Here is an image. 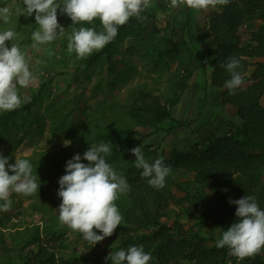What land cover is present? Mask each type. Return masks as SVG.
Segmentation results:
<instances>
[{"label": "trees", "instance_id": "trees-1", "mask_svg": "<svg viewBox=\"0 0 264 264\" xmlns=\"http://www.w3.org/2000/svg\"><path fill=\"white\" fill-rule=\"evenodd\" d=\"M170 1L160 0L159 8L165 11L171 8ZM57 3L63 7L62 0ZM5 6L10 8L11 15L7 23L0 20V31L11 29L17 33L6 46L11 48L17 44L27 56L34 43L32 34L39 29L35 13L28 15L24 0L16 3L0 0V8ZM217 6L210 15V31L203 32L198 27L197 44L192 39L191 27L195 23L190 16L193 12L186 4L177 7L165 29L156 24L158 13L145 9L140 14L145 19L131 17L118 27V35L112 42L82 59L75 52L67 51L68 36L80 27L100 32L102 24L97 18L90 24L73 25L70 17L58 9V22H63L65 29L62 43L58 45L55 39L50 44L39 45L57 56L49 78L31 89L27 100L20 94V107L0 112V148L10 149L3 156L11 157V164H15L14 152L28 141L46 138L50 145L33 156L22 157L29 160L33 175L41 184L34 195H24V198L31 202L28 210L41 216L42 224L6 228L2 218L0 264H106L105 257L110 253L93 259L69 251L70 228L59 222L62 199L57 194L59 179L66 174V162L75 154L83 157L90 144L101 142L109 143L112 149L105 157L106 162L118 174L122 173L130 186L115 201L123 219L108 237L112 242L111 252L143 246L152 256L149 264L227 263L228 247L217 248L216 242L209 246L208 242L216 239L204 234L205 224L210 223L214 231L219 230L221 239L223 231L238 220L237 206L229 200L246 195L254 196L264 210V25L251 29L247 43L239 35L245 23L250 22L251 27L256 21L264 22V0H229L226 5ZM178 26L183 27L179 39ZM230 57L240 60L237 71L244 76V84L234 95H229V90L223 87L231 76L221 65ZM197 63L205 75L210 72L208 81L220 96L222 106L232 108L239 122L227 121L228 134H210L184 151L173 149L169 159L163 157L165 166H171L165 186L154 188L149 185V178L141 176L143 170L135 167L136 157L130 151L142 145L146 161L155 162L152 159L157 153L143 145L147 137L141 136L137 128L150 129L153 136L162 131L169 135L192 125L174 118L172 109L189 90ZM173 64L177 67L165 80L169 83L168 96H165L159 85ZM252 65L256 69L250 73ZM144 71L155 89L150 90L147 84H135ZM58 76L66 79L68 87L61 95H53ZM72 87L75 92L81 88L82 94L71 99ZM88 89L95 103L90 105V100H85L82 105ZM122 91L128 93L125 104L111 99L113 94ZM166 122L172 125L163 129ZM65 140L71 141V145L66 147ZM82 162L89 163L83 159ZM180 171L192 174L193 179L176 180L175 174ZM9 174L13 173L9 171ZM175 191L184 196L179 197ZM12 197L16 199V193ZM172 203L180 206V213L169 211ZM172 215L176 216L173 225L165 223L164 219ZM181 215L194 221V229H185ZM94 231L103 234L97 229ZM263 252L264 249L243 260L237 257L233 260L235 264H264Z\"/></svg>", "mask_w": 264, "mask_h": 264}, {"label": "clouds", "instance_id": "clouds-1", "mask_svg": "<svg viewBox=\"0 0 264 264\" xmlns=\"http://www.w3.org/2000/svg\"><path fill=\"white\" fill-rule=\"evenodd\" d=\"M229 0H171L170 7L177 8L186 4L195 10H206L217 5H226ZM63 7L57 0H24L29 16L35 13V21L39 29L32 34L33 49L39 45L50 44L58 35L63 36L65 29L58 23L57 12L66 14L75 24H90L97 18L103 30L80 27L73 29L68 36L67 51L75 52L78 58L91 55L102 50L118 35V27L125 25L131 17L145 19L140 13L150 6V0H62ZM17 13H20L18 8ZM11 15L10 8H0V20L7 23ZM17 33L11 29L0 31V112L13 111L21 106V97L17 85L27 88L36 82V77L30 71L26 54L17 44L11 48L6 46ZM52 53L49 52V55ZM207 63V62H205ZM230 74L223 87L234 95L235 90L244 84V76L237 71L241 67L240 60L230 57L221 65ZM64 145L70 146L71 141L65 140ZM142 145L131 149L136 157L135 167L142 169L141 176L149 178L148 183L154 188H163L165 179L171 172V166H165L164 158L160 157L154 163L146 161ZM109 143L90 144L83 157L75 154L66 162L65 175L59 179L58 196L62 203L58 208L59 222L67 225L74 232L82 233L83 239L96 245L106 237H110L120 226L123 219L115 201L119 194L130 190L126 178L118 174L106 162V156L111 154ZM83 160L89 163L85 165ZM11 157L0 154V210L8 211L11 207L10 196L13 192L25 196L34 195L40 185L37 176L33 175L31 163L26 158H15V164L9 161ZM9 171L13 174H9ZM230 204L237 206V222L233 223L222 238L216 242L217 248L229 249V255L240 260L254 256L264 249V210H261L256 198L246 195L238 200L230 199ZM94 229L103 235H98ZM113 247V246H112ZM152 260L143 246H130L127 250L112 251L105 262L112 264H149Z\"/></svg>", "mask_w": 264, "mask_h": 264}, {"label": "rangeland", "instance_id": "rangeland-1", "mask_svg": "<svg viewBox=\"0 0 264 264\" xmlns=\"http://www.w3.org/2000/svg\"><path fill=\"white\" fill-rule=\"evenodd\" d=\"M20 0H14V3ZM160 0H150V6L147 8L149 12L158 13L156 24L159 28L165 29L167 23L172 20L173 14L175 10L178 8H168L166 11L159 8ZM171 4V1L170 3ZM181 10L184 7H180ZM218 9V6L215 8L209 7L206 10H195L191 9L193 14L190 16L194 20V25L191 27L192 31V39L197 44L199 39V30L198 27L201 28V31L209 32V21L211 19L210 15L212 11ZM177 11V10H176ZM141 14V13H140ZM181 22V20L179 21ZM62 27H64L63 22H58ZM250 22L245 23L239 30V35L241 36L242 42L247 43L250 39V31L251 29H257L261 25V21H256L252 23L250 27ZM181 26H178V39L182 33ZM58 35L56 40H58V45L62 43V39L65 35H59V29H57ZM177 39V40H178ZM128 46V43L125 44ZM50 51H44L41 46L37 49H33L30 47L27 53V60L29 63L30 71L36 77V82L34 84L29 85L27 88H21L17 85V89L19 94L22 95L23 99H26L30 95V90L38 88L40 83L49 78V75L53 69L54 59L57 57L53 52L49 55ZM177 65L173 64L171 71H168L163 78V81L159 85V89L162 94L168 96V86L169 83L165 81L170 77L172 71L176 69ZM256 67L253 65L250 67V73L253 72ZM194 76L190 81L189 90L185 93L182 98L180 104L172 109V113L174 118L182 123H190L191 126H184L183 128H179L174 130L171 134L167 135L165 132H160L159 134H155L151 136L150 129L137 128V131L141 133V136L147 137L145 138L143 145L150 146L157 153L156 158L154 157L152 160H156L160 157L170 158L173 149L177 148L181 151H184L190 145H195L203 141L204 138L210 136V134H215L217 136L228 134L230 132V126L227 124L228 120H233L234 122H239L236 117L235 111L230 107H224L221 104L220 96H218L217 91H213L211 83L208 81L210 78V72L205 73L201 69V64L197 63V65L193 68ZM147 84L150 90L155 89L156 86L151 78L147 77V72L144 71L141 79L135 81V84ZM249 84L244 85L247 87ZM66 79L63 76L56 77L53 84V95H61L64 91L67 90ZM72 93V94H71ZM70 93L71 99L77 95L82 94V89L78 88L75 92L72 87ZM159 93V90L156 92ZM91 90L88 89L85 93V96L82 100V105H84L85 100H90L89 104L92 105L95 103L93 99L90 98ZM128 96L127 91L117 92L111 96V99L121 100L123 104H125ZM264 105V99L262 100ZM172 123L166 122L163 125V129H168ZM150 135V136H149ZM50 147L46 138H42L40 140L28 141L26 144L22 145L18 150L14 152L15 158L29 157L33 156L36 152H39L45 147ZM62 145L59 146V148ZM10 152L9 148H0V154L4 155ZM175 179L178 181H187L193 179L192 174H187L185 172H178L175 174ZM15 193V192H13ZM13 193L10 196L11 207L8 211L0 210V220L4 218V222L6 224V228H11L13 225L24 226L25 225H41L42 218L39 215H33L31 210H28L31 202L24 198L23 194H19L16 199L12 197ZM175 193L179 197H183L184 195L178 191ZM54 196V195H53ZM13 199V200H12ZM3 201H0L2 204ZM170 212L180 213V206L172 203L168 207ZM176 218L175 215L170 216V218L164 219L165 223L169 225H173V221ZM180 220L183 224H185V229L189 230L191 228L194 229V221L191 218L185 217L181 215ZM67 227V225H65ZM3 229V228H2ZM204 234L209 237L213 235L216 241H209L208 245L213 246L215 242L220 239V231H214L212 225L210 223H206L204 226ZM9 234V232H7ZM103 235V234H102ZM112 242L108 237H106L103 241L97 243L96 245L86 241L83 239L82 233L74 232L69 229L68 241L67 244L69 246V251L72 253L77 252L78 254L82 253L88 257L93 259L104 257L107 253H111L109 245ZM264 255V252L262 253ZM235 256H228V261L226 264H235L233 258Z\"/></svg>", "mask_w": 264, "mask_h": 264}, {"label": "crops", "instance_id": "crops-1", "mask_svg": "<svg viewBox=\"0 0 264 264\" xmlns=\"http://www.w3.org/2000/svg\"><path fill=\"white\" fill-rule=\"evenodd\" d=\"M263 23H264V22L261 21V24H263ZM247 84H249V83H247ZM245 85H246V84H245ZM213 91H215V90L213 89Z\"/></svg>", "mask_w": 264, "mask_h": 264}]
</instances>
